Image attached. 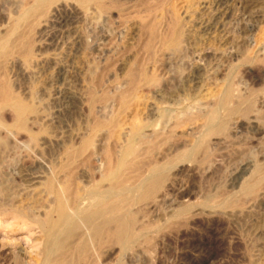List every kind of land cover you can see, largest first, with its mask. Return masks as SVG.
<instances>
[{"label":"rangeland","instance_id":"rangeland-1","mask_svg":"<svg viewBox=\"0 0 264 264\" xmlns=\"http://www.w3.org/2000/svg\"><path fill=\"white\" fill-rule=\"evenodd\" d=\"M1 86L0 264L116 184L92 264H264V0H0Z\"/></svg>","mask_w":264,"mask_h":264},{"label":"bare ground","instance_id":"bare-ground-1","mask_svg":"<svg viewBox=\"0 0 264 264\" xmlns=\"http://www.w3.org/2000/svg\"><path fill=\"white\" fill-rule=\"evenodd\" d=\"M41 2H42V0H41ZM176 40V39H175ZM2 45V44H1ZM2 85V84H1ZM3 86V85H2ZM2 86L0 87V88H2ZM4 86H6L5 84H4ZM4 88V87H3ZM1 90V89H0ZM7 90H8V87H7ZM7 92H9V90L7 91ZM227 92V91H226ZM1 93V92H0ZM2 93H3V90H2ZM2 93H1V95H2ZM231 93V92H230ZM230 93H229V95H230ZM4 94H5V92H4ZM9 94H10V92H9ZM227 94V93H226ZM226 94H223L222 96H224L225 95V97L227 98V96H228V94H227V96H226ZM0 95V96H1ZM6 95L8 96V93H6ZM5 95V96H6ZM4 96V95H3ZM9 97H10V95H9ZM0 98H2V97H0ZM7 98V97H6ZM6 98H4L5 100H7ZM223 98V97H222ZM221 98V99H222ZM13 99V98H12ZM219 99V98H218ZM17 100V99H16ZM225 100V99H224ZM13 101V100H12ZM218 101V100H217ZM221 101V100H220ZM219 101V102H220ZM229 101H230V99H229ZM228 101V102H229ZM15 101H13V103H14ZM16 102H18V101H16ZM15 102V103H16ZM225 102V101H224ZM221 104H222V102H220ZM220 104V105H221ZM19 106H21L22 107V105L19 103L18 104ZM220 105H219V107H220ZM16 106V105H15ZM215 106V105H214ZM223 106V105H222ZM225 106H226V104H225ZM227 106H228V104H227ZM17 107V106H16ZM228 107H230V106H228ZM214 108V107H213ZM216 108H218L217 107V105H216ZM227 108V107H226ZM16 109H18V108H16ZM219 109V108H218ZM18 110H21V108L19 107V109ZM217 109H215V111H216ZM212 111H213V109H212ZM232 111V110H231ZM20 112V111H19ZM220 112V111H219ZM216 113V114H220V113ZM21 115L23 116L24 114H22L21 113ZM211 116V115H210ZM214 116H215V114H214ZM20 117V116H19ZM218 117V116H217ZM208 118V117H207ZM206 118V119H207ZM210 118H212V117H210ZM209 118V119H210ZM215 118V117H214ZM210 121H211V119H210ZM22 122V121H21ZM217 122V121H216ZM216 124V123H215ZM217 125V124H216ZM215 125V126H216ZM210 128H208V129H210V131H211V129L213 128L212 126H209ZM212 127V128H211ZM132 150V149H131ZM130 151V150H129ZM129 151H127V152H129ZM192 151V150H191ZM190 151V154L192 153ZM126 152V153H127ZM128 155V154H127ZM129 155H130V153H129ZM192 155V154H191ZM125 156V155H124ZM123 156V157H124ZM184 156H185V154H184ZM122 157V158H123ZM138 157V156H137ZM186 157V156H185ZM190 157V156H189ZM121 158V159H122ZM124 158H126V156L124 157ZM129 158V157H128ZM184 158V157H183ZM124 160V162H126V160L125 159H123ZM122 163L123 162H120V166L122 165ZM153 163V162H152ZM155 163V162H154ZM132 164V163H131ZM116 165V164H115ZM154 165H152V167H153ZM149 167V166H148ZM150 169V168H149ZM148 169V170H149ZM166 170H164V174H165V172L167 171V167L165 168ZM119 170V169H118ZM118 170H115L114 171V169H113V171H111L112 172V174L110 173V177H113V178H115L119 173H118ZM121 170H123L122 169V166H121ZM118 173V174H117ZM121 173V172H120ZM152 173V172H151ZM159 173V172H158ZM149 174L148 176H147V179H145L144 177H143V179H145V180H147V182H145L146 183V185H145V188H146V191L149 193V192H151L153 189H155L156 187H157V185L159 184V182L161 181V177L159 176V174ZM161 173V172H160ZM162 173V174H163ZM107 174V173H106ZM143 174H144V172H143ZM108 176H109V174H107ZM139 177V176H138ZM149 177V178H148ZM260 177H262V176H260V175H258V180H257V182H259V180H260ZM106 178H108L107 176H106ZM112 178V179H113ZM143 179H142V181H143ZM166 179V178H165ZM263 179V178H262ZM141 180V179H140ZM52 181V180H51ZM54 181V180H53ZM55 183V182H54ZM54 183H53V185H54ZM126 183V182H125ZM140 183H142V182H140ZM144 183V184H145ZM49 184V183H48ZM56 184V183H55ZM247 184H249V185H251V183H247ZM246 184V187L248 186ZM141 185V184H140ZM252 185H254V184H252ZM251 185V186H252ZM54 186H56V185H54ZM96 186V185H95ZM94 186V187H95ZM98 186H100V185H98ZM134 186H137V183H136V185H134ZM58 188H59V186H57ZM57 187L56 188H53V190L55 191V189H57ZM62 187V186H61ZM60 187V188H61ZM125 186H123L122 188H124ZM252 187H254V186H252ZM251 187V188H252ZM59 188V189H60ZM126 188V187H125ZM138 188H139V186H138ZM142 188V187H141ZM249 189H246V190H248V191H252L253 190V188H252V190H250V187H248ZM62 189V188H61ZM60 189V190H61ZM96 189H97V186H96ZM107 189V188H106ZM121 188H119V185L118 184H116V185H112V186H110V188H108L107 189V191H104V190H102V191H98V190H96V191H94L93 193H91V195L89 196V194H88V196L87 197H89V198H91V203H90V205H91V208L89 209V207H88V211H82V209H84V208H79V205H77L76 206V208L75 209H77V207H78V210L76 211L75 209V211L76 212H74V214H69V213H71L68 209V211H69V213H67V211H65V209H64V207H63V202L61 201V197L60 196H58L57 197V199H58V204H59V208H58V211L60 212V214L57 216L58 217V220L57 221H53V222H49L48 223V225H46V226H48V230L46 229V227H45V229L47 230V231H45L44 230V232L46 233L47 232V237L48 238H46V240H44V241H46V243H44L45 244V248L43 249L44 251H42V252H44V254H45V264H92L91 263V261H90V258H92V257H90L91 256V250H92V245L94 244V243H96L97 245H100V244H103V247H104V239L106 238V236H111V237H113V239L116 241V242H118L119 244H121V242L122 241H124L125 239H127V238H124V237H128V236H126L127 235V233L129 232V230H130V221H128V220H125L126 218H124V216H123V214L120 212V205H119V203L116 201V200H110V196H112V194H120L119 193V191L121 192L122 191V189L120 190ZM127 189V188H126ZM130 189V188H129ZM126 190V191H130L131 189H133L132 187H131V189L130 190ZM245 189V188H244ZM90 190H91V188H90ZM93 190V189H92ZM52 191V190H51ZM64 190H61L60 192H63ZM84 191V190H83ZM134 191H135V189H134ZM244 191V190H243ZM124 191H122L121 193H123ZM55 193H56V191H55ZM82 193V192H81ZM90 193V192H89ZM125 193H127V192H125ZM124 193V194H125ZM53 194V193H52ZM60 194V193H59ZM131 194V193H130ZM141 194V193H140ZM54 195V194H53ZM87 195V194H86ZM115 195V196H116ZM139 195V194H138ZM64 196V195H63ZM62 196V197H63ZM84 196V195H83ZM114 196V197H115ZM55 197V196H54ZM162 197V196H161ZM64 199V198H63ZM83 198L81 197V200H82ZM85 199V198H84ZM54 200H55V198H54ZM81 200H79L80 202H81ZM125 200V199H124ZM157 200V199H156ZM56 201V200H55ZM66 201V200H65ZM78 201V202H79ZM55 203V202H54ZM151 203V202H150ZM78 204V203H77ZM79 204H81V203H79ZM152 204H153V202H152ZM56 205H57V202H56ZM67 205V204H66ZM66 205H65V207H66ZM82 205V204H81ZM88 206V205H87ZM143 206V205H142ZM57 207H58V205H57ZM72 207V206H71ZM83 207H84V205H83ZM67 208H68V206H67ZM130 208V207H129ZM57 209V208H56ZM56 211V210H55ZM72 211V210H71ZM131 211V210H130ZM73 212V211H72ZM47 216V215H46ZM57 217H56V219H57ZM50 218H51V215H50ZM55 218V217H54ZM55 219V220H56ZM44 220H46V218H44ZM50 220H52V218L50 219ZM49 220V221H50ZM44 224H45V222H44ZM82 226H86L87 227V230H88V233L87 234H85L84 235V233H82L83 235H81V238H77L75 241L73 240V236H74V234H76V232L82 227ZM43 227V226H42ZM59 227H63L64 228V231H63V235H60L61 237L60 238H58V236L55 234L56 233V230H57V228H59ZM85 230H86V228H85ZM134 230V229H133ZM136 230V229H135ZM137 231V230H136ZM135 231V232H136ZM85 233L87 232V231H84ZM138 232V231H137ZM59 233V232H58ZM57 233V234H58ZM144 233V232H143ZM139 234V233H138ZM77 235H78V233H77ZM139 236V235H138ZM46 237V236H45ZM136 237V236H135ZM109 239V238H108ZM135 239L136 238H134L133 240L135 241ZM106 240V239H105ZM132 240V241H133ZM137 240V239H136ZM131 241V240H130ZM132 241L130 242L131 243V245L130 246H132ZM106 242H108V241H106ZM112 242H114V241H112ZM108 245V244H107ZM106 245V246H107ZM123 245V247L125 246V245H127V244H122ZM129 245V244H128ZM127 245V246H128ZM94 246V248H95V245H93ZM102 246V245H101ZM130 246H128L129 248H130ZM97 247V246H96ZM118 248V247H117ZM120 248H122V247H120ZM124 249V248H123ZM94 251V250H93ZM92 251V252H93ZM94 253V252H93ZM92 253V254H93ZM97 253V252H96ZM96 253H94V254H96ZM43 254V253H42ZM93 254V255H94ZM97 256V255H96ZM99 258H100V255L98 256ZM95 258V257H94ZM99 258H95V259H98L99 260ZM108 258V257H107ZM97 261V260H96ZM42 262V261H41ZM103 262V261H102ZM43 263V262H42ZM41 263V264H42ZM95 264V263H94ZM103 264H104V262H103Z\"/></svg>","mask_w":264,"mask_h":264}]
</instances>
